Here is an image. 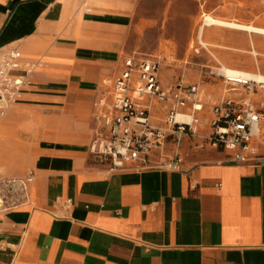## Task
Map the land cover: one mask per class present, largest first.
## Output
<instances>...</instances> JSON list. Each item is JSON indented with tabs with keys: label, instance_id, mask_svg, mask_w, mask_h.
<instances>
[{
	"label": "crops",
	"instance_id": "crops-1",
	"mask_svg": "<svg viewBox=\"0 0 264 264\" xmlns=\"http://www.w3.org/2000/svg\"><path fill=\"white\" fill-rule=\"evenodd\" d=\"M120 1L0 0V52L16 51L25 59L44 61L21 92L19 107L39 110L65 103L75 108L84 103L77 96L95 93L88 144L41 142L35 148L30 204L0 217V264H264L260 90L251 95L263 115L261 135L253 142L258 154L244 163H230L227 152L206 141L210 106L239 96L209 75V81L191 79L197 81L204 103L198 132L183 138L178 147L166 142L150 157L159 163L178 153V170L110 171L90 154L92 104L104 91L93 80V63L118 59L110 29L122 27L125 20L122 14L110 13L109 5ZM243 4L247 22L264 29V0ZM251 40L264 44V38ZM209 53L211 63L200 67L220 64ZM260 56L263 67L264 53ZM160 80L165 87L172 83L166 74ZM163 116L157 106L153 124L162 126ZM6 135L8 124L0 130V153Z\"/></svg>",
	"mask_w": 264,
	"mask_h": 264
},
{
	"label": "built area",
	"instance_id": "built-area-1",
	"mask_svg": "<svg viewBox=\"0 0 264 264\" xmlns=\"http://www.w3.org/2000/svg\"><path fill=\"white\" fill-rule=\"evenodd\" d=\"M192 51L194 55L210 54L201 38ZM40 64V59L28 60L16 51L0 52V121L30 85ZM159 69L155 57H128L113 82H103L110 87L92 104L95 132L89 151L110 171L150 168L176 171L182 161L178 153L159 163L152 162L151 155L169 139L178 147L183 138L198 132L204 110L198 86L179 81L165 87ZM201 69L221 79L228 93L239 94L210 106L206 141L227 152L230 163H244L257 156L258 148L253 142L259 138L263 115L255 108L251 95L258 83L247 74L219 63L214 68ZM157 106L164 112L162 126L153 124ZM34 180L31 171L24 176L0 177V217L30 204Z\"/></svg>",
	"mask_w": 264,
	"mask_h": 264
},
{
	"label": "rangeland",
	"instance_id": "rangeland-1",
	"mask_svg": "<svg viewBox=\"0 0 264 264\" xmlns=\"http://www.w3.org/2000/svg\"><path fill=\"white\" fill-rule=\"evenodd\" d=\"M243 1L238 0L236 5L233 0H121L117 4L111 3L109 12L122 14L125 20L122 27L110 29L113 38H116L112 48L117 51L118 59L105 65L93 63V80L104 93L110 84L103 82H113L120 72L122 62L135 55L155 57L159 62L161 79L165 74L171 76L170 86L179 81L198 86L197 81L191 79L196 76L209 81L210 77L201 69L200 64H210L212 61L203 52L193 54L192 48L196 46L198 38L208 46L221 66L264 75L260 56L264 53V44L251 40L264 37L243 30L204 24V18L211 17L217 21L258 28L247 22ZM97 33L92 31L90 34ZM253 56H256L257 62ZM43 64L44 61L40 67ZM102 70L104 73L100 74ZM258 90L264 93L263 89ZM94 94L89 92L77 96L84 103L75 108L65 103L63 107L39 110L19 107L16 103L11 106L0 121V130L8 124L10 132L1 146L0 177L24 176L32 171L36 158L35 148L41 142L54 145L59 142L86 141L88 144L91 100ZM8 114L11 115L4 122ZM201 121L206 123L207 119L203 116ZM168 141L174 144L171 139ZM93 157L104 163L100 158Z\"/></svg>",
	"mask_w": 264,
	"mask_h": 264
},
{
	"label": "bare ground",
	"instance_id": "bare-ground-1",
	"mask_svg": "<svg viewBox=\"0 0 264 264\" xmlns=\"http://www.w3.org/2000/svg\"><path fill=\"white\" fill-rule=\"evenodd\" d=\"M204 24L206 26H220V27H224V28H228V29H232V30H243V31H247L250 33H256V34L264 35V29L254 28L251 26L245 27V26L237 25L235 23H226V22H222V21H217V20L212 19L211 17H205L204 18ZM241 72H243V71H241ZM243 73L247 74L251 79L255 80L258 83V89L261 88V90L262 89L264 90V75H261V74L255 75V74H251V73H247V72H243ZM0 126H1V124H0ZM260 135H261V130H259V136Z\"/></svg>",
	"mask_w": 264,
	"mask_h": 264
}]
</instances>
